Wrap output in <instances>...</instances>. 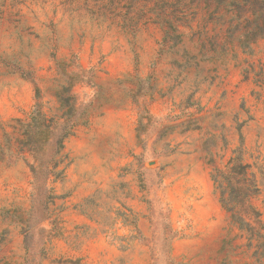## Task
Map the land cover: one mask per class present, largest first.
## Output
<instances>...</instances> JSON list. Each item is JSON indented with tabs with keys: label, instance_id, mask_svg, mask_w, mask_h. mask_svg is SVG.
<instances>
[{
	"label": "rangeland",
	"instance_id": "374dc122",
	"mask_svg": "<svg viewBox=\"0 0 264 264\" xmlns=\"http://www.w3.org/2000/svg\"><path fill=\"white\" fill-rule=\"evenodd\" d=\"M233 214L264 222V0H0V264H264Z\"/></svg>",
	"mask_w": 264,
	"mask_h": 264
},
{
	"label": "trees",
	"instance_id": "16d2710c",
	"mask_svg": "<svg viewBox=\"0 0 264 264\" xmlns=\"http://www.w3.org/2000/svg\"><path fill=\"white\" fill-rule=\"evenodd\" d=\"M221 202L229 211L232 210L231 207L227 205L224 199H221ZM232 217L239 224V228L247 231L251 237L256 236V237L263 239V241H261L259 246H261L262 248L261 253L264 255V234L260 232L261 229L264 230V222L257 221L258 226L255 227V226H252L250 223L244 221V219L240 215L233 214Z\"/></svg>",
	"mask_w": 264,
	"mask_h": 264
},
{
	"label": "crops",
	"instance_id": "0c3cea01",
	"mask_svg": "<svg viewBox=\"0 0 264 264\" xmlns=\"http://www.w3.org/2000/svg\"><path fill=\"white\" fill-rule=\"evenodd\" d=\"M107 113L103 114V116L100 117V119L97 118L96 120V125L99 127V126H102L104 124V122H107ZM95 136L93 133H90L89 132V136ZM91 143L94 145V144H98L99 141H98V136H95L92 140H91Z\"/></svg>",
	"mask_w": 264,
	"mask_h": 264
}]
</instances>
